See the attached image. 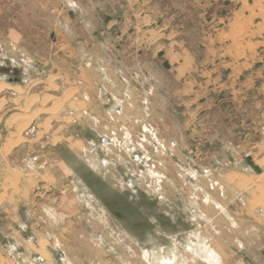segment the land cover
<instances>
[{
	"label": "rangeland",
	"instance_id": "rangeland-1",
	"mask_svg": "<svg viewBox=\"0 0 264 264\" xmlns=\"http://www.w3.org/2000/svg\"><path fill=\"white\" fill-rule=\"evenodd\" d=\"M262 1L0 0V264H263Z\"/></svg>",
	"mask_w": 264,
	"mask_h": 264
},
{
	"label": "crops",
	"instance_id": "crops-1",
	"mask_svg": "<svg viewBox=\"0 0 264 264\" xmlns=\"http://www.w3.org/2000/svg\"><path fill=\"white\" fill-rule=\"evenodd\" d=\"M248 171V169H241V172L242 173H246ZM260 172V171H259ZM248 174V173H247ZM261 174H263L264 175V171H263V173H254L253 175H255V176H260ZM262 253V252H261ZM262 257H263V264H264V255H263V253H262ZM253 262V259H247V258H237L236 260H235V264H254V263H252Z\"/></svg>",
	"mask_w": 264,
	"mask_h": 264
},
{
	"label": "bare ground",
	"instance_id": "bare-ground-1",
	"mask_svg": "<svg viewBox=\"0 0 264 264\" xmlns=\"http://www.w3.org/2000/svg\"><path fill=\"white\" fill-rule=\"evenodd\" d=\"M262 1V0H261ZM263 2V1H262ZM263 4V3H262ZM259 9V8H258ZM261 10V9H260ZM2 84V83H1ZM16 88H18V87H16ZM1 90H4V89H6V90H10L11 89V85L10 84H2L1 85V88H0ZM17 90V89H16ZM200 247V249L202 250V245H200L199 246ZM205 248V247H204ZM207 252H210L209 250L207 251ZM211 255H212V253H210ZM163 261L165 262V264H173L174 263V261L173 260H171V259H167V258H164L163 259Z\"/></svg>",
	"mask_w": 264,
	"mask_h": 264
},
{
	"label": "water",
	"instance_id": "water-1",
	"mask_svg": "<svg viewBox=\"0 0 264 264\" xmlns=\"http://www.w3.org/2000/svg\"><path fill=\"white\" fill-rule=\"evenodd\" d=\"M264 254V252H262Z\"/></svg>",
	"mask_w": 264,
	"mask_h": 264
}]
</instances>
